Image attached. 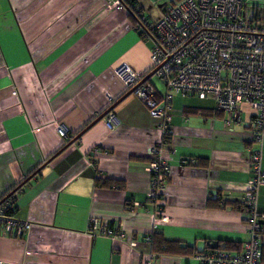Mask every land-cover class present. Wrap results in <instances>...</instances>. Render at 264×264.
<instances>
[{
	"label": "crops",
	"instance_id": "crops-1",
	"mask_svg": "<svg viewBox=\"0 0 264 264\" xmlns=\"http://www.w3.org/2000/svg\"><path fill=\"white\" fill-rule=\"evenodd\" d=\"M133 1L156 23L171 0ZM135 25L114 1L0 0V200L16 192L17 216L33 224L23 237L0 236V264H143L154 252L148 234L196 252L249 241V104L230 130L214 99L174 96L162 217L148 200V150L162 141L161 119L117 74L123 63L143 78L153 72V41ZM107 181L115 184L99 185ZM217 197L240 205H209ZM258 209L264 215V184ZM93 218L124 237L92 236ZM158 255L155 264H198L191 254Z\"/></svg>",
	"mask_w": 264,
	"mask_h": 264
},
{
	"label": "built area",
	"instance_id": "built-area-1",
	"mask_svg": "<svg viewBox=\"0 0 264 264\" xmlns=\"http://www.w3.org/2000/svg\"><path fill=\"white\" fill-rule=\"evenodd\" d=\"M117 2L123 6V1ZM135 29L153 41L150 60L152 76L144 81L128 64L117 68L127 90L150 108L154 118L161 119L162 141L148 150L146 171L151 176L148 200L157 206L162 217V201L171 175V165L164 158V145L172 136L171 103L174 96L212 98L219 112L229 116L226 125L240 124V106L249 104L254 111L253 144L250 153L252 178L246 191V223L250 239L240 251L205 250L194 255L198 264H261L264 242V215L258 209V189L264 184L261 167L264 141V0H171L161 19L151 23L137 8ZM163 90L162 101L158 100ZM163 103V105H159ZM104 121L113 129L116 117L108 113ZM66 138L67 130L58 127ZM188 165L187 159L181 160ZM16 192L0 200V236L23 237L33 224L17 216ZM88 231L92 236L123 238L108 224L93 218ZM149 245L152 234L143 238ZM133 239L131 246L136 247ZM159 255L147 252L143 264H155Z\"/></svg>",
	"mask_w": 264,
	"mask_h": 264
},
{
	"label": "trees",
	"instance_id": "trees-1",
	"mask_svg": "<svg viewBox=\"0 0 264 264\" xmlns=\"http://www.w3.org/2000/svg\"><path fill=\"white\" fill-rule=\"evenodd\" d=\"M123 6L125 8H127V10L129 11L130 15L133 16V18L135 19V22L137 23L138 19L136 18V15L133 12V7L137 8L140 13H142L141 9L135 4V2L133 0H128V2H124L123 1ZM159 97H161V95H159ZM86 129L87 128H85V130ZM85 130H83L80 133V135ZM68 143L69 142H67V144ZM114 184L115 183L113 181H107V182H100L99 183L100 186H111V185H114ZM209 205L217 207V208L226 207V206H232L234 208H238L240 204H237L235 202H233V203H231V202L230 203H228V202L224 203V202H222L220 197H217V199H215V200H210L209 201ZM244 206L246 207V201L244 202ZM152 247H153V251L155 253H157V254L158 253L159 254L160 253L161 254H173V253L175 254L176 253V254H191V255H195L196 253H199V252H196L192 248L182 246V244L180 242L167 241V240L164 239V237L162 235H159V234H152ZM241 248H242L241 245H238V244H235V243H231V242H225L223 244H220L218 246V248H209V249H206V250L224 249V250H229V251H240ZM200 252H202V251H200ZM261 264H264V242H263V244L261 246Z\"/></svg>",
	"mask_w": 264,
	"mask_h": 264
},
{
	"label": "water",
	"instance_id": "water-1",
	"mask_svg": "<svg viewBox=\"0 0 264 264\" xmlns=\"http://www.w3.org/2000/svg\"><path fill=\"white\" fill-rule=\"evenodd\" d=\"M152 76V73L148 76V77H146L145 79H144V81H146L148 78H150ZM130 94H132L131 92H129Z\"/></svg>",
	"mask_w": 264,
	"mask_h": 264
},
{
	"label": "rangeland",
	"instance_id": "rangeland-1",
	"mask_svg": "<svg viewBox=\"0 0 264 264\" xmlns=\"http://www.w3.org/2000/svg\"><path fill=\"white\" fill-rule=\"evenodd\" d=\"M164 89H162V91H163ZM164 92H162V94H163Z\"/></svg>",
	"mask_w": 264,
	"mask_h": 264
}]
</instances>
